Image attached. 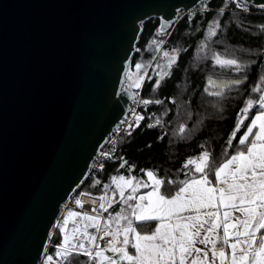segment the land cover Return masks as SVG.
<instances>
[{
  "label": "water",
  "instance_id": "obj_1",
  "mask_svg": "<svg viewBox=\"0 0 264 264\" xmlns=\"http://www.w3.org/2000/svg\"><path fill=\"white\" fill-rule=\"evenodd\" d=\"M200 1L0 0V264L37 263L126 110L142 22Z\"/></svg>",
  "mask_w": 264,
  "mask_h": 264
},
{
  "label": "snow or ice",
  "instance_id": "obj_2",
  "mask_svg": "<svg viewBox=\"0 0 264 264\" xmlns=\"http://www.w3.org/2000/svg\"><path fill=\"white\" fill-rule=\"evenodd\" d=\"M236 3L248 11L247 0H236ZM259 8L264 10V4ZM171 23L162 20L158 33L162 34ZM219 27V22H214L209 36H215ZM260 27L264 29V25ZM206 48L205 44L201 51ZM164 57L166 65H157L161 80L170 75L168 69L177 59L168 52ZM212 59L221 68L236 73L245 72L249 66L238 58L219 53ZM142 67L136 64L137 70ZM243 82V79L209 78V84L217 89L209 94L222 98L225 90L230 91ZM142 83L143 76H137L129 87L139 89ZM159 84L160 80L154 91ZM252 91L259 96L249 97L240 109L223 159L218 162L202 145L200 154L188 158L183 165L184 179L166 180L154 170H142L150 183L134 176H113L111 181L118 190V203L123 205L120 210L104 217L116 196L113 192L110 198L109 185H105V195L98 197L101 202L98 208L92 209L93 214L68 213L72 227L68 228V219L63 221V242L56 246L55 256L46 257V264H52L54 258L56 264H264V78ZM162 102L138 101L145 106ZM253 109H256L254 115ZM131 111L134 123L122 122L127 123L129 136L144 119L143 115ZM250 115V122L245 124ZM159 124L161 121L156 119L148 127ZM242 127L246 130L229 155L228 149L233 147V140ZM177 132L183 135L186 126L181 125ZM141 188L150 190L138 194ZM76 204L82 207L79 199ZM76 217L81 219L77 221ZM151 222H156L154 229L142 227ZM89 228L95 232H89ZM106 237L102 247L100 241Z\"/></svg>",
  "mask_w": 264,
  "mask_h": 264
},
{
  "label": "trees",
  "instance_id": "obj_3",
  "mask_svg": "<svg viewBox=\"0 0 264 264\" xmlns=\"http://www.w3.org/2000/svg\"><path fill=\"white\" fill-rule=\"evenodd\" d=\"M200 5L190 9L189 14H182L162 34L157 31V17L142 22L129 67L151 58L165 36L167 42L163 44L162 50L177 57L168 69L170 75L161 80L159 71L152 67L142 85V96L163 102L149 104L143 109L144 119L139 127L132 130L131 136L127 133L117 139L112 160L105 161L98 171L87 176L75 190L72 196L74 204L79 194L105 195L104 186L109 185L107 195L113 191L116 196L104 216L110 213L114 215L123 205L118 203L119 195L111 181L113 176H134L141 180L145 172L142 170H154L166 180L184 179L183 165L188 157L200 154L202 145L212 152L218 162L224 158L223 153L235 129L238 113L249 97L259 96L252 89L261 84L264 78V29L260 27L264 25V10L251 6V11L227 9L231 6V0H203L204 6ZM216 21L220 25L217 34L209 36V29ZM205 44L207 48L202 52ZM216 53L238 58L249 66L243 73L221 68L212 59ZM154 70L157 72L154 73ZM209 78L215 81L243 79L244 82L230 91L225 90L226 95L221 98L209 94L217 90L209 84ZM158 80L159 87L154 91ZM156 119L161 124L149 128L147 123L151 121L153 124ZM181 125L186 126L183 135L177 132ZM244 129L242 127L237 132L233 147L228 149L229 155L238 146V139ZM165 187L169 186L165 184ZM71 211V208H67L62 220ZM142 227L150 230L151 223ZM59 231L56 228L50 238L48 252L53 256L56 246L60 244Z\"/></svg>",
  "mask_w": 264,
  "mask_h": 264
},
{
  "label": "built area",
  "instance_id": "obj_4",
  "mask_svg": "<svg viewBox=\"0 0 264 264\" xmlns=\"http://www.w3.org/2000/svg\"><path fill=\"white\" fill-rule=\"evenodd\" d=\"M250 6L251 5L248 4V11H251ZM251 7H253V6H251ZM254 8H257V7H254ZM227 9H232V10H236V11H243L240 7L237 6L236 0H231V6H229ZM189 10L190 9L183 10V12L181 14L179 13V18L182 14H189ZM166 42H167V36L164 37L162 43H166ZM143 99H149V98L142 96V87L139 89H136V90L132 89V96H131L128 104H127V107H126V110H125L123 116L119 119L118 123L113 127V129L111 130L109 135L105 138L102 145L99 147V149L95 153L94 157L92 158L91 164L89 166L88 173H87L88 176L91 173L98 171L103 166L105 161L112 160L113 154L116 150L117 139L120 136L127 134V131H126L127 123H122V122L128 121V122L134 123V117H133V113L131 110H134L135 113L142 115V111H143V109H145L146 106L138 103V101L143 100ZM150 100H152V99H150ZM147 124L148 125L152 124V122L150 121ZM105 153H108L109 155H105ZM73 194L63 202V206L60 208V211H59V213L55 219L53 229L50 232L49 239L45 245L43 252L41 253L40 257L38 258L36 264H46V257L48 255H50L48 252V248L50 245V238L53 234V231L56 228L60 229V231H59L60 232V244L63 242V232L61 231V229L63 227V221L64 220H62V215L67 208H71L73 211L79 212V213L88 212L89 214H93L92 209L98 208L99 204L101 202L98 199V197H99L98 195L79 194L77 196V199H79L81 201V204H82V207H81V205H77V204L73 203V197H72ZM75 219L77 221H79L81 219V217H76ZM68 220H69L68 228L71 229L72 220H71V218H68ZM91 229L92 228H89L88 231L89 232H95L94 229L93 230H91ZM107 239L108 238L106 237L105 241H100L102 247L105 245V242ZM52 264H56L55 259L53 260Z\"/></svg>",
  "mask_w": 264,
  "mask_h": 264
},
{
  "label": "rangeland",
  "instance_id": "obj_5",
  "mask_svg": "<svg viewBox=\"0 0 264 264\" xmlns=\"http://www.w3.org/2000/svg\"><path fill=\"white\" fill-rule=\"evenodd\" d=\"M198 4H201L200 7H203L204 6L203 5V0L200 1V3H198ZM160 45H161V43L157 46V49L155 50V52L151 56V58H149V59H147L145 61L136 63V64L139 63V64L143 65V67L140 70L136 69V64L134 66H131V67H129V64H128V67H127L126 72H125V78H126V81L124 83L125 85L129 86V85L133 84V82L137 79V76H143V82H144V79L150 75V73H149L150 71L149 70H152L151 68L153 67V58L158 52H159V55H160V61H159L158 65L160 64V62H162V60H164L165 51H163L162 48L160 49ZM155 69L158 71L157 67ZM156 70H154L153 72L156 73L157 72ZM131 89L136 90L137 88L132 86ZM112 194L113 193H109L108 196L111 198ZM117 196H118V190H117ZM67 218H69V217L66 216L64 219H67ZM109 254L111 255V253H109Z\"/></svg>",
  "mask_w": 264,
  "mask_h": 264
},
{
  "label": "crops",
  "instance_id": "obj_6",
  "mask_svg": "<svg viewBox=\"0 0 264 264\" xmlns=\"http://www.w3.org/2000/svg\"><path fill=\"white\" fill-rule=\"evenodd\" d=\"M256 111V110H255ZM255 111L252 113V115H254V113H255ZM250 119H251V116H250V118H249V121L248 122H250ZM246 129H244V131H245ZM243 131V132H244ZM243 132H242V134H243ZM241 134V135H242ZM141 180H144V181H146V182H149L150 183V181H148V178H147V176H146V174H145V172H144V174H143V177H142V179ZM150 189H145V188H141L140 190H139V193L138 194H142V193H144V192H146V191H149ZM110 193H113V191H111ZM105 218H106V216H105ZM155 226H156V222H151V227H150V230H152V229H154L155 228ZM148 227H149V225H148ZM129 251H132V249L130 248L129 249Z\"/></svg>",
  "mask_w": 264,
  "mask_h": 264
},
{
  "label": "flooded vegetation",
  "instance_id": "obj_7",
  "mask_svg": "<svg viewBox=\"0 0 264 264\" xmlns=\"http://www.w3.org/2000/svg\"><path fill=\"white\" fill-rule=\"evenodd\" d=\"M159 22H158V29H159ZM167 30V29H166ZM164 43L161 42V45H160V49L162 48ZM160 61V55H159V52L154 56L153 58V67H157L158 63ZM159 65H166V58L164 57V60H162V62H160ZM158 71L160 72V68H158Z\"/></svg>",
  "mask_w": 264,
  "mask_h": 264
},
{
  "label": "bare ground",
  "instance_id": "obj_8",
  "mask_svg": "<svg viewBox=\"0 0 264 264\" xmlns=\"http://www.w3.org/2000/svg\"><path fill=\"white\" fill-rule=\"evenodd\" d=\"M89 199V198H88Z\"/></svg>",
  "mask_w": 264,
  "mask_h": 264
}]
</instances>
